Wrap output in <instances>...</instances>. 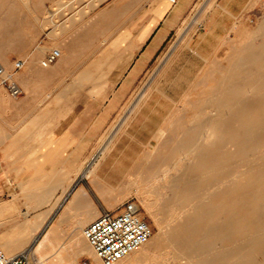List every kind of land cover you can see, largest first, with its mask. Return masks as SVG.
<instances>
[{
	"label": "rangeland",
	"instance_id": "1",
	"mask_svg": "<svg viewBox=\"0 0 264 264\" xmlns=\"http://www.w3.org/2000/svg\"><path fill=\"white\" fill-rule=\"evenodd\" d=\"M162 3L172 8L177 2L0 0V62L11 71L16 60L25 61L24 67L16 72V80L23 89L19 97L34 88L42 101L54 99L58 106L67 105L74 110L80 104H88L90 119L105 103L117 109L100 137L94 161L104 153L98 175L103 182L106 180V186L113 188V191L104 192L118 193L123 202L136 200L152 227L148 245L152 254L139 264H181L185 261L177 257V246L169 241L170 230L193 232L195 240L212 242L214 248L204 255V260L212 261L211 264H243L240 255L232 257L227 253L236 250L246 234L263 231L257 224L264 219V150H249L251 154L244 155L242 143L232 141L227 133L228 129L243 131L239 127L243 99L250 101L254 108L258 107L255 114L264 121L261 111L264 110V56L257 62L260 56L250 53L264 45V0H196L137 78L130 82V74H126L117 85L116 73L122 65L119 61L127 49L138 47L141 28L146 22L156 21L153 13ZM197 19L201 20L195 23ZM55 31L58 33L54 34ZM7 41L10 44L6 46L4 42ZM59 45L68 51L67 54L65 50L66 57L51 64L47 68L51 70L40 72L41 60ZM239 58H250L252 62L239 69ZM58 65L60 70H55ZM137 66L138 61L133 63L130 72ZM32 71L39 73L37 79L28 78L27 73ZM83 72H88L90 77H82ZM98 84L103 87L98 89ZM97 90L103 93L96 94ZM229 108L232 111L228 112ZM165 171L169 172L166 181H157ZM172 179L176 181L171 182ZM148 202L152 205L150 208L146 206ZM197 209L208 212L201 218V223L206 224L203 229H198V223L193 221ZM179 212H183L181 216ZM187 216L192 226L176 225ZM169 219L175 221L168 223ZM224 220L231 227L221 226ZM244 221L251 225L242 228ZM220 230L225 233L217 236ZM158 239L160 242L156 243ZM31 247L33 249V245L28 248ZM221 251L224 253L218 254ZM92 253V263L83 258L80 264H103L93 250ZM215 255L219 258L216 263L212 260ZM252 256L257 258L260 253Z\"/></svg>",
	"mask_w": 264,
	"mask_h": 264
},
{
	"label": "crops",
	"instance_id": "2",
	"mask_svg": "<svg viewBox=\"0 0 264 264\" xmlns=\"http://www.w3.org/2000/svg\"><path fill=\"white\" fill-rule=\"evenodd\" d=\"M176 2L172 8L160 4L153 13L156 21L143 25L138 47L127 49L119 61L117 85L126 74L130 82L137 78L196 0ZM54 68L60 70V65ZM40 72L45 71L40 68ZM38 75L37 71L27 73L30 80ZM82 77L90 74L83 72ZM30 89L13 98L0 83V247L14 255L33 245L35 255L52 264H65L58 257L79 247L83 228L104 210L119 211L125 203L118 193L104 192L113 191L98 175L104 153L94 161L100 137L117 109L105 103L90 119L88 104L73 110L58 106L54 99L42 101ZM91 169H96L95 174H90ZM83 258L94 260L89 252L79 262Z\"/></svg>",
	"mask_w": 264,
	"mask_h": 264
},
{
	"label": "bare ground",
	"instance_id": "3",
	"mask_svg": "<svg viewBox=\"0 0 264 264\" xmlns=\"http://www.w3.org/2000/svg\"><path fill=\"white\" fill-rule=\"evenodd\" d=\"M96 4V3H95ZM202 16V15H201ZM194 18V17H193ZM195 19V18H194ZM201 19H197V20H195V23H198L199 21H200ZM57 23V22H56ZM200 24V23H199ZM57 28V27H56ZM58 29V28H57ZM260 32H262V31H260ZM58 32L57 31H55L54 32V34H57ZM50 35V34H49ZM60 35V34H59ZM256 35H257V33H256ZM57 36V35H56ZM68 36V35H67ZM51 38V37H50ZM55 38V37H54ZM62 38V37H61ZM7 39V38H6ZM64 39H65V36H64ZM7 40H9L10 41V39L8 38ZM13 40V39H12ZM18 40V39H17ZM16 40V42H18ZM20 40V39H19ZM49 40V39H48ZM51 40V39H50ZM50 40H49V42H50ZM64 41V40H63ZM16 42H13V43H16ZM22 42V41H21ZM20 42V43H21ZM5 43V45L6 44H8L9 42L7 41V43L6 42H4ZM19 43V42H18ZM48 43V42H47ZM55 43H57V42H55ZM10 44V43H9ZM51 44H52V42H51ZM59 44V43H58ZM12 45V44H11ZM2 46V48L3 49H5L6 47H3V45H1ZM7 46V45H6ZM15 46V45H14ZM21 47H22V45H21ZM9 48V47H8ZM11 48V47H10ZM60 51H61V56L59 57L60 58V60L61 59H63L67 54H68V51L66 50V49H63L62 48V46H58L57 47ZM69 48H71V47H69ZM68 48V49H69ZM0 49H1V47H0ZM23 49V48H22ZM21 49V50H22ZM65 50L67 51L66 53H65ZM71 50H72V48H71ZM74 50V49H73ZM4 51V50H3ZM6 51H7V49H6ZM5 51V52H6ZM243 51V50H242ZM38 52V51H37ZM74 52V51H73ZM76 52V51H75ZM74 52V53H75ZM73 53V54H74ZM250 53L253 55V56H260L259 57V59H257V62L261 59V58H263V56H264V45H262V46H260L259 48H255V49H252V50H250ZM2 54H4V53H2ZM39 54H41L40 52H39ZM70 54V53H69ZM36 55L38 56V53H36ZM70 55H72V54H70ZM3 56V55H2ZM73 56H75V54L73 55ZM28 57V56H27ZM29 58H31V56L29 57ZM33 58H34V56H33ZM58 58V59H59ZM1 59V58H0ZM6 59H8V58H6ZM254 59V58H253ZM2 60V59H1ZM32 60V59H31ZM30 60V61H31ZM256 60V59H255ZM4 61V60H3ZM7 61V60H6ZM232 61V60H231ZM230 61V62H231ZM252 61H250V58H239L238 59V62H237V66H238V68L240 69V68H243V65H247V64H249V63H251ZM254 62H256V61H254ZM6 65V64H5ZM229 66V65H228ZM6 67V66H5ZM48 68V67H47ZM46 67L44 68V67H42L41 68V70H43V71H45L46 69H47ZM227 69H228V67H227ZM225 71V70H224ZM263 76V75H262ZM263 78V77H262ZM243 82H245V81H243ZM243 82H242V84H243ZM259 84H261V83H259ZM261 87V86H260ZM233 89H235V88H233ZM246 88H244V90H245ZM228 90V89H227ZM229 92H230V90H229ZM226 93H227V91L225 92V95H226ZM232 93V92H231ZM234 93V92H233ZM236 94H237V91L235 92ZM239 93V92H238ZM235 94V95H236ZM230 95V94H229ZM221 96V95H220ZM231 97H233V95L231 96ZM230 98V97H229ZM234 98V97H233ZM231 99V98H230ZM260 101V100H259ZM242 102H243V104H244V107H240V108H243L242 109V111H241V115H242V117H241V119H240V121H239V127H241L242 129H243V131H241V130H237V131H232V130H229L228 129V135H229V138L232 140V141H237V143H242V146H243V152H245L246 154H244V155H249V154H251V153H249L250 151L249 150H260V151H263L264 150V121H263V119H259V118H257V115L255 114V112L257 111L256 110V107L254 108V106L252 105V103H250V101H248V100H242ZM257 103V102H256ZM259 104V103H258ZM258 108V107H257ZM264 108V107H263ZM261 109V108H260ZM238 110V109H237ZM230 111H232V109H230L229 108V110H228V112H230ZM259 111V110H258ZM262 112H263V114H264V110L262 109L261 110ZM234 113V112H233ZM222 114V113H221ZM231 115H232V113H231ZM223 116H224V114H223ZM231 119V118H230ZM227 129V128H226ZM213 130H215V129H213ZM207 131V130H206ZM210 131V130H209ZM204 132V131H203ZM217 133V132H216ZM167 145V144H166ZM166 149H167V147H166ZM238 150H239V148H237ZM240 151V150H239ZM198 152V151H197ZM159 154H160V152H159ZM261 154V153H260ZM263 154V153H262ZM261 154V155H262ZM242 155V154H241ZM233 156V155H232ZM150 158V157H149ZM157 159V158H156ZM159 159V158H158ZM160 159H162V157L160 158ZM264 159V158H263ZM254 160V159H253ZM148 161V160H147ZM162 161V160H161ZM160 161V162H161ZM201 161V160H200ZM154 162V161H153ZM152 162V163H153ZM158 162H159V160H158ZM253 162V161H252ZM261 163H263L262 161H260ZM165 163H167V161H165ZM145 164H147V162L145 163ZM154 164V163H153ZM162 164V163H161ZM259 164V163H258ZM143 165V164H142ZM184 166H185V164H183ZM198 165V164H197ZM205 165H207V164H205ZM259 165H261V164H259ZM147 166V165H146ZM154 166V165H153ZM159 167H160V165H158ZM258 166V165H257ZM145 167V166H144ZM171 167V166H170ZM183 167V166H182ZM192 167V166H191ZM169 168V167H168ZM173 168V167H172ZM262 168V167H261ZM177 169V168H176ZM197 169V168H196ZM254 169V168H253ZM96 169H91L90 170V174H95V171ZM142 170V169H141ZM138 171V170H137ZM146 171V170H145ZM179 171V170H178ZM178 171H176V172H178ZM199 171V170H198ZM261 171V170H260ZM259 171V172H260ZM258 172V173H259ZM185 173V172H184ZM258 173H256L257 174V176H258ZM137 174V173H136ZM163 174V176H161L160 178L159 177H157V178H159L157 181H166V178H167V175H169V172L168 171H165L164 173H162ZM183 175V174H182ZM182 175H181V177H182ZM185 175H186V173H185ZM254 176H255V174H254ZM257 176H255V177H257ZM179 177V176H178ZM186 177V176H185ZM184 179V178H183ZM199 179V178H198ZM177 180H178V178H177ZM190 179H188V181H189ZM152 181V180H151ZM176 180L175 179H172L171 180V182H175ZM181 181V180H180ZM179 181V182H180ZM187 181V180H186ZM199 183L198 184H200L201 182V180L199 181V180H197ZM170 182V181H169ZM169 182H167V183H165V184H168ZM207 182V181H206ZM263 182H264V179H263ZM262 182V183H263ZM183 183V182H182ZM186 183V182H185ZM188 183V182H187ZM211 183V182H210ZM153 184H155V183H153ZM159 184V183H158ZM164 184V183H163ZM176 184H178V183H176ZM208 184V183H207ZM206 184V185H207ZM160 185V184H159ZM159 185H158V187H159ZM175 185V184H174ZM209 185V184H208ZM263 185V184H262ZM178 186V185H177ZM183 185H181V187H182ZM188 186H190V185H188ZM188 186H187V188H188ZM161 187V186H160ZM172 187V186H171ZM180 187V188H181ZM208 187V186H207ZM264 187V186H263ZM186 188V189H187ZM191 188H192V186H191ZM190 188V189H191ZM174 189V188H173ZM172 189V190H173ZM185 189V188H184ZM190 189H189V193L191 192L190 191ZM264 189V188H263ZM159 190V189H158ZM157 190V191H158ZM175 190V189H174ZM177 190V189H176ZM148 191V190H147ZM150 191V190H149ZM240 191V190H239ZM248 191H250V190H248ZM247 191V192H248ZM257 191V190H256ZM162 192V191H161ZM178 192V191H177ZM176 192V193H177ZM185 192V191H184ZM208 192V191H207ZM210 192V191H209ZM224 192V191H223ZM259 192H260V190H259ZM175 193V192H174ZM176 193H175V195H176ZM183 193V192H182ZM229 193H231V192H229ZM228 193V194H229ZM234 193V192H233ZM250 193V192H249ZM187 194V193H186ZM256 194V193H255ZM175 195H174V197H175ZM184 195V194H183ZM230 195H233V194H230ZM247 195H248V193H247ZM252 195V194H251ZM260 195H262V194H260ZM185 196V195H184ZM212 197H214L213 195H211ZM222 196H224V195H222ZM241 197H242V195H240ZM179 197H180V195H179ZM229 197V196H228ZM240 197V198H241ZM262 197H263V195H262ZM176 198V197H175ZM184 198V197H183ZM205 198H208V195H207V197H205ZM211 198V197H210ZM232 198H233V196H232ZM239 198V197H238ZM261 198V197H260ZM264 198V197H263ZM252 199V198H251ZM262 199V198H261ZM179 200V199H178ZM205 200V199H204ZM208 200V199H207ZM257 200V199H256ZM259 200V199H258ZM174 201V200H173ZM221 201V200H220ZM223 201L224 200H222V203H223ZM237 201H239V199L237 200ZM262 201H264V200H262ZM166 202V201H165ZM169 202V201H168ZM203 202H205V201H203ZM234 202H235V200H234ZM234 202H232V204L234 203ZM173 203V205H174V202H172ZM221 203V202H220ZM164 204H166V203H164ZM230 204V203H229ZM241 204V203H240ZM253 204H255V202L253 203ZM262 204V203H261ZM234 205H235V203H234ZM146 206L148 207V208H150L152 205L148 202V203H146ZM166 206V205H165ZM171 206V205H170ZM174 206H176V203H175V205ZM186 206V205H185ZM207 206V205H206ZM209 206V205H208ZM207 206V207H208ZM177 207H179V206H177ZM177 207H175V209L177 208ZM182 206H180V208H181ZM191 207V206H190ZM234 207V206H233ZM238 207V206H237ZM242 207H243V205H242ZM241 207V208H242ZM262 207V206H261ZM183 208V207H182ZM202 208V207H201ZM229 208V206L227 207V209ZM216 209V208H215ZM179 210V209H178ZM183 210V209H182ZM185 210V209H184ZM183 210V211H184ZM194 210V209H193ZM217 210V209H216ZM264 210V209H263ZM212 211V210H211ZM220 211V210H219ZM206 212V210L205 209H201V210H196L194 213H195V217H196V219L195 220H193L194 221V223H198V226H197V228L198 229H203V227L206 225H204V224H202L201 222H202V217H203V213H205ZM214 212V211H213ZM222 212V211H221ZM230 212V211H229ZM182 213L183 212H179V215L181 216L182 215ZM191 213V212H190ZM208 213V212H207ZM207 213H205L204 214V216L207 214ZM187 214H189V213H187ZM230 214V213H229ZM247 215H248V213H246ZM245 214V215H246ZM239 215H241V214H239ZM238 215V216H239ZM259 215V214H258ZM178 216V215H177ZM183 216H185L184 214H183ZM208 217L207 218H209V214L207 215ZM221 216V215H220ZM219 216V217H220ZM223 216H225V215H223ZM227 216V215H226ZM254 216V215H253ZM179 217V216H178ZM188 217L189 216H187V217H183L184 219H182V220H180V222H178L177 220V222L176 223H178V224H176V225H183V226H192V221L190 220H187L188 219ZM216 217V216H215ZM214 217V218H215ZM218 217V218H219ZM229 217H230V215H229ZM228 216L226 217V218H229ZM243 217V216H242ZM255 217V216H254ZM177 218V217H176ZM211 218H212V216H211ZM223 218V217H222ZM247 218V217H246ZM251 218H253V217H251ZM262 218V217H261ZM179 219V218H178ZM236 219V218H235ZM238 219V218H237ZM260 219V218H259ZM175 221V219H169L168 220V223H172L171 221ZM209 220V219H208ZM219 220V219H218ZM234 220V219H233ZM205 221V220H204ZM221 221V220H220ZM219 221V222H220ZM242 221V220H241ZM209 222H211L210 220H209ZM237 222H239V221H237ZM245 222V224H246V221H244ZM257 222H258V220H257ZM204 223V222H203ZM208 223V222H207ZM214 223V222H213ZM222 223H223V225H221V226H227V227H231V224L230 225H228L227 223H228V221H226V220H224V221H222ZM236 222H234L233 224H235ZM251 223V222H250ZM232 224V225H233ZM241 224V223H240ZM243 224V222H242V225H241V227L242 228H246V227H249V225H251V224ZM254 224V223H253ZM172 225V224H171ZM238 225V224H237ZM240 226V225H239ZM256 226V225H255ZM257 226L258 227H260V228H262L263 229V231H258V232H255V233H253V234H246V236H245V238H243L244 240H243V242L241 243V245L237 248V247H235V249L236 250H231L229 253H227L228 255H230V256H235V255H240L242 258H240V259H243L242 260V262L244 261L245 263H247V262H250V263H252L253 261H255L256 262V264H264V219H262V220H259V223L257 224ZM168 227V226H167ZM171 227H173V226H171ZM186 227V228H187ZM166 228V227H165ZM177 228H179V227H177ZM185 228V227H184ZM186 228H185V230H186ZM206 228H207V226H206ZM208 228H210V227H208ZM237 228H238V226H237ZM241 228V229H242ZM176 229V228H175ZM228 229V228H227ZM235 229H236V227H235ZM188 230V229H187ZM192 229H190V231H191ZM219 230V229H218ZM217 230V231H218ZM233 230H234V228H233ZM244 230V229H243ZM246 230H248V229H246ZM194 231V230H193ZM195 231H197V230H195ZM201 231V230H200ZM216 231V232H217ZM230 231H232V230H230ZM238 231V230H237ZM242 230H240V232H241ZM253 231V230H252ZM228 232V231H227ZM235 232V231H234ZM233 232V233H234ZM239 232V231H238ZM245 232V231H244ZM193 233V232H192ZM190 234V232L189 233H187V232H184L183 233V231L182 232H180V231H178V230H170V238H169V241L171 242V243H173L174 244V246L176 245L177 246V252H179L178 254L179 255H177V257L179 256V257H181L183 260H185L183 263H181V264H211L212 263V261H209V260H204L205 259V253L207 252V250L209 251V250H211L212 251V249L214 248V246H213V244H212V242L210 243H205V241L203 242V240H201L200 238L199 239H197V240H195L194 239V237H193V234ZM207 233L209 234V232L207 231ZM215 233V232H214ZM225 233V232H224ZM223 233V230L221 231L220 230V233L217 235V236H219V235H222V234H224ZM232 233V234H233ZM195 234V233H194ZM206 234V233H205ZM227 234V233H226ZM231 234V235H232ZM82 235H83V232H82ZM196 235V234H195ZM239 235V234H238ZM152 236V235H151ZM197 236L199 237V235L197 234ZM210 237H212L211 236V234L209 235ZM234 236V235H233ZM224 237H226V236H224ZM224 237H222V238H224ZM236 237V236H235ZM240 237H242V235L240 236ZM243 237H244V235H243ZM206 238V237H205ZM208 238V237H207ZM214 238V237H213ZM226 239H227V237H226ZM239 239V238H238ZM149 240H150V238H149ZM149 240L145 243V244H143L141 247H139L138 249H136L135 251H133V252H131L130 254H128L127 256H125V257H123V258H121L119 261H117L115 264H139L141 261H143L145 258H147L149 255H151L152 254V251L150 250V248H148V245L150 244L149 243ZM204 240H206L207 241V239H204ZM215 241V240H214ZM231 241V240H230ZM233 241H234V239H233ZM233 241H231V242H233ZM236 241V240H235ZM242 240H240V242H241ZM160 241H159V239H158V242H156V243H159ZM219 242V241H218ZM220 242H221V239H220ZM227 242V241H226ZM229 242V241H228ZM231 242H229L230 244H231ZM237 242V241H236ZM88 243V244H87ZM233 243H235V242H233ZM78 245H79V247H74V248H70V253L68 254V255H66V256H59L58 258H60V259H58V262L60 261L61 262V260L63 259V260H66V262H65V264H80V262H79V257L81 256V255H83L85 252H89L90 254H93L92 253V250H93V252L95 253V251H94V249L92 248V246L89 244V242H88V240L86 239V237L83 235V236H80L79 238H78V243H77ZM218 244V243H217ZM222 244V243H221ZM239 244V243H238ZM159 245V244H158ZM219 245V244H218ZM237 245V244H236ZM157 246V245H156ZM155 246V247H156ZM230 246V245H229ZM231 246H233V245H231ZM151 247H152V245H151ZM167 248V247H166ZM229 248V247H228ZM153 249V248H152ZM225 249H226V246H225ZM154 250V249H153ZM217 250V249H216ZM175 251V250H174ZM219 251V250H218ZM176 252V253H177ZM255 252H258V254L260 253V256L259 257H254L253 258V256H252V254L253 253H255ZM215 253V252H214ZM224 253V251H221L220 253H218V254H223ZM37 255V254H36ZM36 255L34 254V257H35V261H36V263L37 264H49V263H43V260L37 255V257H36ZM208 255V254H207ZM256 255V254H255ZM95 256H96V253H95ZM229 256V257H230ZM97 257V256H96ZM208 257V256H207ZM222 257V256H221ZM62 258V259H61ZM98 258V257H97ZM213 258V257H212ZM216 258V259H215ZM215 260L214 259H212L213 261H215L214 263H216V260H218L219 258L218 257H216V255H215ZM235 258H237V257H235ZM99 259V258H98ZM222 259H223V257H222ZM225 259V258H224ZM100 260V259H99ZM177 260V259H176ZM176 260H175V262H176ZM237 260V259H236ZM224 261V260H223ZM230 261V260H229ZM178 262V261H177ZM218 262V261H217ZM220 262V261H219ZM224 262H226V261H224ZM237 262V261H236ZM229 263H231V262H229ZM245 263H243V264H245ZM100 264V263H99ZM222 264V263H221ZM226 264H228V263H226ZM232 264V263H231Z\"/></svg>",
	"mask_w": 264,
	"mask_h": 264
},
{
	"label": "built area",
	"instance_id": "4",
	"mask_svg": "<svg viewBox=\"0 0 264 264\" xmlns=\"http://www.w3.org/2000/svg\"><path fill=\"white\" fill-rule=\"evenodd\" d=\"M60 56L61 51L53 48L41 60V65L48 67ZM24 65V60H16L10 71L0 62V83L13 97L23 94L22 86L16 80L15 74ZM82 232L103 264H115L145 244L152 235V227L136 200L130 199L119 211L104 210L99 217L87 224ZM0 264L37 263L32 247L14 255L8 254L0 247Z\"/></svg>",
	"mask_w": 264,
	"mask_h": 264
}]
</instances>
